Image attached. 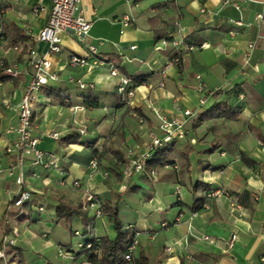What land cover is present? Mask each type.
<instances>
[{
    "label": "crops",
    "instance_id": "0c3cea01",
    "mask_svg": "<svg viewBox=\"0 0 264 264\" xmlns=\"http://www.w3.org/2000/svg\"><path fill=\"white\" fill-rule=\"evenodd\" d=\"M262 1L80 0L81 14L91 23L88 41L96 55L88 58L85 46L65 32L60 35L61 51L49 56L50 71L58 79L38 93L31 121L38 148L54 153L60 168L43 172L30 165V157L17 167L16 156L5 153V147L15 139L17 102L31 74L28 51L34 48L42 55L47 49L36 35L51 0H0L4 30L0 60L17 64L19 70L15 77L0 81V240L9 235L10 227L16 228L15 246L24 250L27 264H92L73 235L84 230L82 221L74 218L68 232L55 210L61 202L82 201L80 193L68 186L79 180L102 205L116 206L123 226L139 230L134 256L143 250L149 264H264V21H256V14L264 11ZM35 8L43 11L34 13ZM124 17L133 20L131 26L122 28ZM180 36L192 49L181 54L179 70L167 65L174 51L162 40ZM16 39L21 40L14 43ZM202 43L209 46L201 50ZM16 45L20 52L13 51ZM71 55L85 58L86 64H70ZM95 59L104 64L93 65ZM107 64L133 81L130 105L117 100L118 79L109 76ZM70 78L91 85L99 97L97 108L86 107ZM198 82L242 105L238 118L200 124L188 119L185 137L171 145L176 169L154 167V180L146 172L122 178L125 149L142 150L148 134H158L151 109L173 115L192 111ZM132 112L143 119L142 125ZM79 129L84 134L79 135ZM51 132L59 135L56 142L48 137ZM93 158L97 169L89 167ZM62 178L68 183L65 187L58 184ZM20 179L22 188L35 197L23 207L25 218L2 225V219L12 214L9 206ZM196 182L204 188L193 194ZM216 190L221 194L208 201L207 209L190 210L195 199ZM233 202L239 210L232 209ZM31 204H41L44 211L32 212ZM89 224L97 229V237L112 235L106 216ZM232 236L234 241L227 246ZM62 247L68 257L59 255Z\"/></svg>",
    "mask_w": 264,
    "mask_h": 264
},
{
    "label": "built area",
    "instance_id": "2783aa9c",
    "mask_svg": "<svg viewBox=\"0 0 264 264\" xmlns=\"http://www.w3.org/2000/svg\"><path fill=\"white\" fill-rule=\"evenodd\" d=\"M163 2L174 1V0H162ZM80 0H51V5L47 11V17L44 26L38 31L36 35V40L46 44V52L42 55H39L37 51L32 48L28 51L27 65L31 69V74H29V80L25 84L22 92L20 101L17 102V120L14 127L13 133L15 134V139L6 144L5 153L13 154L17 158V167L22 168L23 161L25 158L30 157V165L34 168H39L41 171H48L53 169H59V163L57 156L52 152H44L38 148L39 136L35 133L32 126V109L37 100L38 93L42 90L43 87L48 85L50 82L57 81L58 77L55 72L50 71L51 62L49 61L50 54L59 53L61 51L60 45V35L65 32H71L74 34L79 43H82L85 46V49L88 54V58H95L96 47L88 41V31L90 30L91 23L84 19L81 11L79 9ZM264 4V1H262ZM236 9L237 6L233 5ZM34 13H39L43 9L35 8ZM3 12L0 10V40L4 37L3 30ZM256 21H264V11L260 14H256ZM122 28H127L132 25L133 20L129 17H124L120 21ZM180 26L176 25V34H180ZM170 45L173 48V53L170 59L167 62V65H176L181 60V54L183 52L189 51L192 49V46L184 41L180 37L168 38L162 40V45ZM209 45L202 43L199 48L201 50L206 49ZM253 46L252 43L248 44V48L251 49ZM130 49H134V46H131ZM21 48L19 46H14L13 51L20 52ZM70 64L73 65H84L86 64V59L83 57H78L75 55L69 56L67 59ZM104 64V61L95 59L93 65L101 66ZM108 65V72L110 77L118 79V83L115 88V92L119 98V103L130 105L131 99L134 95V83L128 77L121 75L118 69L113 64ZM0 66L3 67V74L10 77H15L19 73L17 64L10 63L5 64L3 60H0ZM199 77H197L198 79ZM69 83L74 84L78 89L85 90L92 88L91 85L83 83L81 80L74 78L68 79ZM217 89L215 87H206L205 83L198 82L196 85V92L198 94L197 106L192 111L184 110L180 114H165L161 113L154 108L151 109L152 112L156 115L158 120L157 130L158 134L149 133L148 141L143 145L142 150H137V147H128L125 149L122 161V168L120 176L124 179L133 178L137 175H140L144 172L143 162L146 159H149L152 152L156 151L158 148L163 147L164 145H172L177 141H180L185 137L186 130L185 126L187 120L196 116L197 112L207 103V99L211 96ZM74 110H79V107H74ZM131 116L139 124H143V119L136 113L132 112ZM79 135L84 134L83 129H79ZM48 137L52 140H58L59 135L55 132L48 134ZM168 169H176L174 164H165L163 165ZM90 169H97V161L93 158L89 162ZM62 175L63 173L60 172ZM148 174L152 180L156 178V169L150 168ZM106 175V174H104ZM31 176L37 177L36 172H32ZM60 186L65 187L68 185L65 178H62L59 183ZM23 181L19 180V188L15 193L14 197L11 200L9 211L12 213V217H9L5 220V225L10 226L11 221H18V218H25L26 214L24 213L23 207L27 204H30L34 199V194L29 189H23ZM72 189L78 191H83L86 197V210H91L90 216L101 218L102 209L100 201L97 199L96 195L90 190L83 188L79 180H72L68 185ZM221 194L220 190L209 191L205 193V200L202 203V209H207L209 207L208 201L215 195ZM232 209H240L237 202H233L231 205ZM32 212L42 213L44 208L41 204H35L30 206ZM89 224H87L88 226ZM91 226V225H90ZM161 227H165V224H161ZM91 228V227H90ZM126 229L133 231V239L127 245L126 251L124 254L125 261H130L135 254L138 246L137 237L139 235V230H136L132 225H126ZM87 230V227H86ZM89 231V230H88ZM94 234V233H93ZM78 231L74 232V236H78ZM95 235V234H94ZM19 236L18 230L16 228L10 227V233L7 236H4L0 241V261L7 262L9 260V248L15 246L16 240ZM204 240H209L207 236H203ZM234 237L228 241V245H232ZM78 246H81L79 244ZM89 247V244L86 245ZM167 252L170 253V249L167 248ZM58 253L62 257H68L69 254L63 249L59 248Z\"/></svg>",
    "mask_w": 264,
    "mask_h": 264
},
{
    "label": "trees",
    "instance_id": "16d2710c",
    "mask_svg": "<svg viewBox=\"0 0 264 264\" xmlns=\"http://www.w3.org/2000/svg\"><path fill=\"white\" fill-rule=\"evenodd\" d=\"M0 10L3 12L1 2ZM234 16H236V14H234ZM20 40L21 39H16L13 42L18 43ZM176 66L178 67L177 69L180 70V61ZM7 78L9 77L3 74V67L0 66V81H4ZM221 94L222 93L217 90L209 96L208 102L197 112L196 116L193 117L194 124H200L203 121L214 118H221L225 121H233L238 118L242 111V105L232 104L229 96L223 98ZM81 96L84 99L86 107L97 108L99 106V101L97 100L99 99L98 94L91 89L81 90ZM117 100L119 101L118 96ZM171 151V145H164L152 152L150 158L143 162L144 172L149 176L148 170L150 168L172 164L170 159ZM92 154L93 156H96L97 152L92 149ZM149 178L151 177L149 176ZM198 188H204V185L196 182L193 185V194H196ZM204 200L205 196L203 198L195 199V204L190 206V210L192 212L201 210ZM100 205L103 215L107 217V221L111 225L112 235L97 237L93 233H88L89 231L85 228L82 231L80 230V232L78 231L79 235L77 238L80 239L78 245L81 244L78 248L87 254L88 261L92 264H149L148 256L143 250L139 252L137 257L133 255L130 261H125L124 254L127 245L133 239V231L126 229L125 226L121 224L118 218V210L115 205L104 206L101 203ZM55 210L57 216L63 223L62 225H64L68 232H71L72 221L74 218L80 219L84 226L93 219L87 210L84 209L81 202L76 205H73L70 202H61L57 205ZM4 221L5 218L2 219V225ZM87 244H89L88 248L86 247ZM10 251L12 256L8 261L9 263L27 264L23 249L12 246ZM45 264L49 263L47 262Z\"/></svg>",
    "mask_w": 264,
    "mask_h": 264
},
{
    "label": "rangeland",
    "instance_id": "374dc122",
    "mask_svg": "<svg viewBox=\"0 0 264 264\" xmlns=\"http://www.w3.org/2000/svg\"><path fill=\"white\" fill-rule=\"evenodd\" d=\"M138 150V149H137ZM126 179H128V178H126ZM125 179V180H126ZM74 190H76V189H74ZM76 191H78V190H76ZM79 193H80V197H81V199H82V204H83V207H84V209H85V207H86V204H87V201H86V197H85V195H84V193H83V191H78ZM97 197V196H96ZM30 206H32V204L30 205ZM29 206V207H30ZM86 210V209H85ZM87 212L89 213V214H91V210H87ZM104 215H103V213H102V217H103ZM9 217H12V215H10ZM101 217V218H102ZM101 218H96V217H93V219H101ZM21 219H23V218H18V220H21ZM90 222H88V223H86V225L84 226V228L86 229V227H87V230H89V232L88 233H97V229L95 228V227H93V225L91 224V226H90V224H89ZM87 224H89L88 226H87ZM91 227V228H90ZM136 230H138V229H136ZM74 232L75 231H73V234H74ZM2 240V239H1ZM0 240V241H1ZM68 242H66L65 244H67ZM75 244V243H74ZM72 245H73V242H72ZM11 248V247H10ZM10 248H9V251H10ZM63 248V247H62ZM9 255L11 256V254H10V252H9ZM9 260H7V262L5 263V262H1L0 264H8L9 262H8Z\"/></svg>",
    "mask_w": 264,
    "mask_h": 264
}]
</instances>
